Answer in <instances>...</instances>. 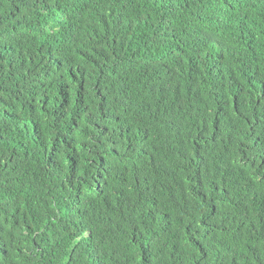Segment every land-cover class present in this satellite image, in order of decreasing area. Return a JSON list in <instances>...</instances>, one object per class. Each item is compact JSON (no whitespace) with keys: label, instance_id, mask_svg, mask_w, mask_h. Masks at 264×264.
<instances>
[{"label":"trees","instance_id":"trees-1","mask_svg":"<svg viewBox=\"0 0 264 264\" xmlns=\"http://www.w3.org/2000/svg\"><path fill=\"white\" fill-rule=\"evenodd\" d=\"M0 264H264V0H0Z\"/></svg>","mask_w":264,"mask_h":264}]
</instances>
